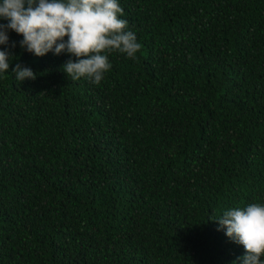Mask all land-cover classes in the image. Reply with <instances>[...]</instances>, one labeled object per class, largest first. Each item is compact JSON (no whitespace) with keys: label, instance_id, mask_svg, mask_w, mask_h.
<instances>
[{"label":"trees","instance_id":"obj_1","mask_svg":"<svg viewBox=\"0 0 264 264\" xmlns=\"http://www.w3.org/2000/svg\"><path fill=\"white\" fill-rule=\"evenodd\" d=\"M119 3L141 49L112 53L100 85L14 31L0 45L13 57L0 74V264L245 254L214 220L264 203V0ZM17 63L37 78L16 80Z\"/></svg>","mask_w":264,"mask_h":264},{"label":"clouds","instance_id":"obj_2","mask_svg":"<svg viewBox=\"0 0 264 264\" xmlns=\"http://www.w3.org/2000/svg\"><path fill=\"white\" fill-rule=\"evenodd\" d=\"M123 15L119 0H0V20L7 21L0 23V45L8 46V33L14 31L23 37L20 47L28 53L66 54L72 57L61 69L67 77L100 85L112 69V53L135 59L141 49ZM12 59L9 51L0 50V74L9 72ZM11 72L20 82L37 78L20 63ZM214 221L218 231L226 230L225 235L245 249L233 264H264V203L226 210Z\"/></svg>","mask_w":264,"mask_h":264}]
</instances>
